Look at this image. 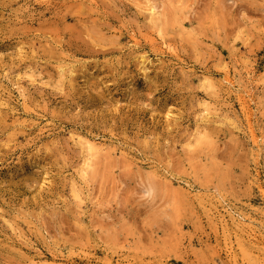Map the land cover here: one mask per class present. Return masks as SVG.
<instances>
[{
    "label": "rangeland",
    "instance_id": "rangeland-1",
    "mask_svg": "<svg viewBox=\"0 0 264 264\" xmlns=\"http://www.w3.org/2000/svg\"><path fill=\"white\" fill-rule=\"evenodd\" d=\"M0 264H264V0H0Z\"/></svg>",
    "mask_w": 264,
    "mask_h": 264
}]
</instances>
